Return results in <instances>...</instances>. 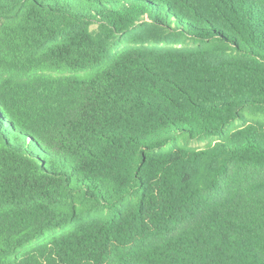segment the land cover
I'll return each mask as SVG.
<instances>
[{"label":"trees","instance_id":"obj_1","mask_svg":"<svg viewBox=\"0 0 264 264\" xmlns=\"http://www.w3.org/2000/svg\"><path fill=\"white\" fill-rule=\"evenodd\" d=\"M0 264H264V0H0Z\"/></svg>","mask_w":264,"mask_h":264},{"label":"rangeland","instance_id":"obj_2","mask_svg":"<svg viewBox=\"0 0 264 264\" xmlns=\"http://www.w3.org/2000/svg\"><path fill=\"white\" fill-rule=\"evenodd\" d=\"M238 123H240L239 120H237L234 124L232 123V127H235V125H237ZM193 144L200 147L204 146V143L202 142H194Z\"/></svg>","mask_w":264,"mask_h":264}]
</instances>
